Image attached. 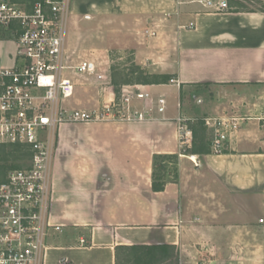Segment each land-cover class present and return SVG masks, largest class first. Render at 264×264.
Instances as JSON below:
<instances>
[{"label":"crops","instance_id":"obj_1","mask_svg":"<svg viewBox=\"0 0 264 264\" xmlns=\"http://www.w3.org/2000/svg\"><path fill=\"white\" fill-rule=\"evenodd\" d=\"M206 1L71 0L69 16L142 24L156 36L170 31L161 68L179 95L192 85L264 89V12L215 10ZM13 50L0 48V64H11ZM161 86L147 90L155 97ZM179 114L186 116L166 101L153 119L60 126L49 197V222L60 229L46 243L44 264H116L115 248L135 245L173 246L178 264H264V232L228 224L236 196L264 195V116L242 117L227 152L183 154ZM155 154L178 155L162 191L151 187ZM249 237L258 239L256 250L241 253ZM124 259L120 252L117 263L131 264Z\"/></svg>","mask_w":264,"mask_h":264},{"label":"built area","instance_id":"obj_2","mask_svg":"<svg viewBox=\"0 0 264 264\" xmlns=\"http://www.w3.org/2000/svg\"><path fill=\"white\" fill-rule=\"evenodd\" d=\"M71 0H0V41L14 46L11 64H0V145H20L28 158L0 181V264H44L49 230L50 167L56 133L66 123L144 121L164 113L166 99L152 97L148 84H123L118 95L95 109L70 106L76 77L94 70L92 61H75L66 45ZM215 10L226 1L207 0ZM148 37L156 31L145 29ZM138 106L135 101H146ZM177 131L183 146L192 141L190 119L179 114ZM210 149L224 143L243 120L236 116H205ZM197 165V162L191 157ZM82 241V240H81Z\"/></svg>","mask_w":264,"mask_h":264},{"label":"rangeland","instance_id":"obj_3","mask_svg":"<svg viewBox=\"0 0 264 264\" xmlns=\"http://www.w3.org/2000/svg\"><path fill=\"white\" fill-rule=\"evenodd\" d=\"M228 3V0H223ZM251 1V0H245ZM144 25H126L119 20L109 18L99 20L97 17H80L74 20L68 16L66 45L68 52L75 61L89 60L95 65L93 71L76 77V89L71 99L66 101L70 106L87 110L98 108L104 99H109L113 93L118 95L123 84L144 83L151 81L155 74L166 73L167 83L158 87L176 112L179 106L190 119L189 125L201 120L205 116H264V89L228 88L223 86H187L179 95L173 83L171 74L161 68L162 62L168 58L170 31L158 29L157 36L144 34ZM0 48L6 52L13 50L14 46L8 42L0 41ZM139 104V101H135ZM140 105V104H139ZM263 111V113L261 112ZM65 131V130H64ZM58 132V131H57ZM61 130L59 131L60 135ZM189 146H183L182 152ZM13 161V160H12ZM10 162V161H9ZM21 160L15 161L20 164ZM168 175L174 174V165L166 162ZM10 170V169H9ZM233 204H229L228 224L234 225L232 229H249L264 232V195L236 196ZM45 242L53 240V229L49 230ZM58 233V232H56ZM51 235V236H50ZM248 244L241 253H250L255 249L258 239L249 237L245 239ZM263 240V239H259ZM259 263L264 261V251H259ZM263 256V258H262Z\"/></svg>","mask_w":264,"mask_h":264},{"label":"trees","instance_id":"obj_4","mask_svg":"<svg viewBox=\"0 0 264 264\" xmlns=\"http://www.w3.org/2000/svg\"><path fill=\"white\" fill-rule=\"evenodd\" d=\"M227 5L228 9L234 12H264V0H228ZM151 76L152 80L144 82L145 84L167 83L168 75L165 73ZM189 126L192 130L191 146L188 149H185L182 153H210V133L205 128L203 121H196ZM222 152H227V149H222ZM28 154V150L20 145H0V181L5 178L9 169L20 166V164L15 163V161L28 158ZM177 159V154H155L153 156L151 185L153 191H162L164 189L166 181L169 178L166 162L170 161L175 164L174 166H176ZM175 169L176 168L174 167V171ZM115 251L116 264H118L117 259L119 258L120 252H123L125 255V262H129L131 264H164L172 258H175V264H178L174 247L170 245L117 246Z\"/></svg>","mask_w":264,"mask_h":264}]
</instances>
